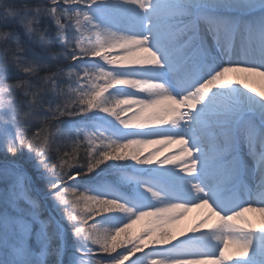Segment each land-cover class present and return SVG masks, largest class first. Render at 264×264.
<instances>
[{"label": "snow or ice", "instance_id": "snow-or-ice-1", "mask_svg": "<svg viewBox=\"0 0 264 264\" xmlns=\"http://www.w3.org/2000/svg\"><path fill=\"white\" fill-rule=\"evenodd\" d=\"M256 77L264 0H0V264H264Z\"/></svg>", "mask_w": 264, "mask_h": 264}, {"label": "rangeland", "instance_id": "rangeland-1", "mask_svg": "<svg viewBox=\"0 0 264 264\" xmlns=\"http://www.w3.org/2000/svg\"><path fill=\"white\" fill-rule=\"evenodd\" d=\"M160 145L159 144H154L150 145L146 151H152L153 149H159ZM179 145H172V150L174 151L175 154H178L179 150ZM199 209L197 208L196 214H198ZM205 212V213H204ZM207 214V209H204L203 212L199 213L201 217H205ZM191 216L189 213L186 214V216L179 222L178 225H176V234L179 235L181 232H188L193 226L195 221H192L190 219ZM146 225V221H140L138 224L133 225V227L129 230L130 233H138L139 230Z\"/></svg>", "mask_w": 264, "mask_h": 264}, {"label": "bare ground", "instance_id": "bare-ground-1", "mask_svg": "<svg viewBox=\"0 0 264 264\" xmlns=\"http://www.w3.org/2000/svg\"><path fill=\"white\" fill-rule=\"evenodd\" d=\"M250 83L252 84V86L257 90V91H264V78L261 77H256L254 78L252 81H250ZM161 148V146L159 147ZM172 145H168L166 148L161 149V152L163 155H171L174 153V151L171 149ZM197 208H193L191 211H189L188 213L190 214L192 221H195L194 225L199 222L200 220L203 219V217H201L199 215V213L203 212L204 209H199L198 214H196ZM205 213V212H204ZM249 219H251L253 221V223H259L260 221V217L258 213H248L247 214ZM215 219V218H213Z\"/></svg>", "mask_w": 264, "mask_h": 264}]
</instances>
